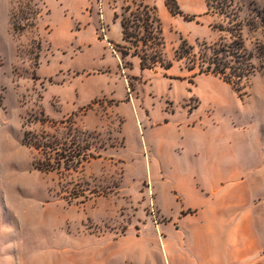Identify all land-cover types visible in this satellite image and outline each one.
<instances>
[{
  "label": "rangeland",
  "instance_id": "1",
  "mask_svg": "<svg viewBox=\"0 0 264 264\" xmlns=\"http://www.w3.org/2000/svg\"><path fill=\"white\" fill-rule=\"evenodd\" d=\"M140 1L0 0V264H169L161 245L189 218L158 158L204 164L215 144L222 165H264V72L236 91L188 69L197 40L228 31L259 68L264 27L247 23L264 0H213L194 18L158 7L163 46L116 38ZM183 38L196 47L179 59Z\"/></svg>",
  "mask_w": 264,
  "mask_h": 264
},
{
  "label": "crops",
  "instance_id": "2",
  "mask_svg": "<svg viewBox=\"0 0 264 264\" xmlns=\"http://www.w3.org/2000/svg\"><path fill=\"white\" fill-rule=\"evenodd\" d=\"M144 1L159 7L167 18L165 0ZM177 1L191 14L201 15L204 7L207 11V0ZM122 35L119 33L116 38L120 40ZM196 123L194 119L192 124H182L194 128ZM178 137L183 139L184 133H168L165 138L175 143ZM206 149L203 153L210 160L204 164L181 166L172 153V162L162 163L158 158L159 178L165 186L167 182L173 184L178 200L181 199L179 212H187L189 218L181 231L169 229L168 235L173 234L174 239L167 235L161 245L168 263L264 264V165H259L260 171L250 172L241 164L222 165L218 158L220 148L209 144ZM160 209L169 214L168 206L161 205ZM153 244L157 247L158 243Z\"/></svg>",
  "mask_w": 264,
  "mask_h": 264
},
{
  "label": "trees",
  "instance_id": "3",
  "mask_svg": "<svg viewBox=\"0 0 264 264\" xmlns=\"http://www.w3.org/2000/svg\"><path fill=\"white\" fill-rule=\"evenodd\" d=\"M236 2V0H219L223 10L230 6V2ZM165 3L173 15H185L179 6L177 0H165ZM213 0H207V11L206 13L212 12ZM139 7L142 8V12H132L130 18L123 17L121 20L123 38L129 40V38H135V43L139 41L143 42L144 45L147 43L155 42V45L163 46L164 36L161 26V20L157 15V7L155 5H149L144 0L140 1ZM152 12L153 15H151ZM222 11V9H221ZM252 18L248 21V25L254 29L264 27V6L255 7L252 9ZM223 13V11H222ZM194 16H184L185 18H194ZM238 16V14H237ZM143 27L145 32L148 33V38L139 39L134 33V30H138ZM133 28V31H129ZM230 33V40L223 41L222 39L213 44H209L205 40H197V47L199 49L198 59L196 57L191 59L194 64L189 66V70H194L196 66L199 67V74H213L221 76V78L229 83L236 91H240L243 88L241 84L245 79L247 80L257 70L264 72V40L260 41L256 46L257 58L261 61L259 68L254 65L251 60L254 54H247L243 51V38L239 32L237 35ZM151 47V45H150ZM196 46L190 44L187 39L183 38L177 48V57L179 59L187 56V53H191ZM141 68H152L156 63L160 62V57L155 54L149 56L140 55ZM200 60V61H198ZM169 61L164 67L169 69L171 66ZM207 64L205 69L203 66ZM30 143V142H29ZM32 144V143H31Z\"/></svg>",
  "mask_w": 264,
  "mask_h": 264
}]
</instances>
